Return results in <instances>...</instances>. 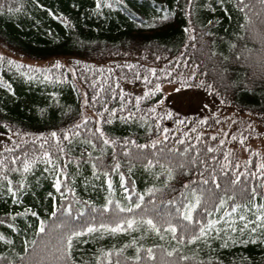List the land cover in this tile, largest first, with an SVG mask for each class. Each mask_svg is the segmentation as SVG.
Wrapping results in <instances>:
<instances>
[{
  "label": "trees",
  "instance_id": "obj_1",
  "mask_svg": "<svg viewBox=\"0 0 264 264\" xmlns=\"http://www.w3.org/2000/svg\"><path fill=\"white\" fill-rule=\"evenodd\" d=\"M0 46L16 56L0 54V264H264V154L160 112L172 83L264 125L260 0H0ZM61 58L71 70L23 61ZM59 223L81 232L66 261Z\"/></svg>",
  "mask_w": 264,
  "mask_h": 264
},
{
  "label": "rangeland",
  "instance_id": "obj_2",
  "mask_svg": "<svg viewBox=\"0 0 264 264\" xmlns=\"http://www.w3.org/2000/svg\"><path fill=\"white\" fill-rule=\"evenodd\" d=\"M0 54H7L16 57L9 50L0 46ZM29 64L37 67H66L72 69L73 60L61 58L58 60H47L45 62H33L23 59ZM96 65L107 66L109 61L96 62ZM125 88L137 95H145L143 87L134 84H125ZM164 100L160 106V112L170 114L175 112L182 116L181 121L190 122L194 116L198 117V123L208 118L215 119L214 125L207 133L213 138L212 142L227 144V147L234 152H241L240 156H248L249 148L259 150L264 154V125L250 114L222 104L217 98L208 95L201 89L182 88L177 84L165 83L160 86ZM85 107L86 102L83 100ZM83 104V106H84ZM88 116L95 117L88 108L83 111V120ZM171 128L170 126L167 127ZM212 129V130H211ZM206 132V131H205ZM14 135L0 133V149L10 145ZM264 206V205H263Z\"/></svg>",
  "mask_w": 264,
  "mask_h": 264
},
{
  "label": "snow or ice",
  "instance_id": "obj_3",
  "mask_svg": "<svg viewBox=\"0 0 264 264\" xmlns=\"http://www.w3.org/2000/svg\"><path fill=\"white\" fill-rule=\"evenodd\" d=\"M260 2H261V4H264V0H260ZM191 5H192V0H188V6L189 7H191ZM99 6V5H98ZM245 19L247 20L248 19V17L247 16H245ZM241 27H243V26H241ZM185 31H187V29H185ZM234 46V45H233ZM57 66H59V65H57ZM193 75H195V73H193ZM159 88V85H157V89ZM139 99V98H138ZM221 103H223V101H221ZM165 131H167V129H165ZM51 135L52 136H56V133L55 132H53V133H51ZM101 135L103 136V133H101ZM111 141H109V140H107V139H105L104 140V143H110ZM141 147H143V145H141ZM44 155L47 157L48 156V153L47 152H45L44 153ZM149 163H151V161H149ZM25 168L27 169L28 168V162L26 161L25 162ZM93 168H95V164L93 165ZM171 175H172V170L169 168L168 169V177L169 178H171ZM206 183V182H205ZM56 187H57V189H59V187H60V181H59V179L56 181ZM125 191H127V189H125ZM142 199V198H141ZM174 203V202H173ZM199 203V198L198 197H196L195 198V204H192V205H190L187 209H186V211L185 212H183V213H180L183 217H184V219L185 220H188V221H192V215H191V209L193 208V207H195L196 206V204H198ZM221 203H223V200H221ZM107 204L105 205V208H107ZM136 207H139V205H136ZM125 210H128V211H130V209H121V211H125ZM33 215H35V213H33ZM239 219L240 220H245V217H243V216H241V217H239ZM260 218L259 217H257V220H259ZM3 221H0V223H2ZM145 222L152 228V229H154V230H156V231H159V229L157 228V226H156V224L151 220V219H145ZM121 223H124V221H121ZM126 223L128 224V226L129 227H131L132 225H133V223H134V221L133 220H131V219H129L128 221H126ZM213 223V221H209V225H211ZM248 223H251V222H246L245 223V225H244V227H247L248 226ZM258 226H261V227H264V225H258ZM55 227L56 228H65L66 230H65V232L64 233H62V234H60L58 237H57V243H58V247H57V251L60 253V256H58L56 259H57V261H61V260H64V261H66L68 258H70V256H71V248H72V242H73V238L74 237H77V236H79V235H81V232H77V231H75V230H72V229H67V227H66V225H64L63 223H59V224H56L55 225ZM100 227L101 228H109L110 226L109 225H107V224H101L100 225ZM167 227H168V229L173 233V234H175V232H176V227H175V225H173V224H171V223H168V225H167ZM41 232H43L44 231V222L43 221H41V223H40V229H39ZM112 231H116V230H122V229H120V224L118 223L117 225H116V227L115 228H113V229H111ZM253 232L255 231V228H252L251 229ZM84 231H87V232H91V231H94V226L93 225H88V227L86 228V229H84ZM232 231L233 232H235L236 231V229L235 228H232ZM243 231V229H241V232ZM199 233H200V235L201 236H204L205 235V230H204V228L203 227H201L200 229H199ZM173 238H175V235L173 236ZM184 239V237H181V240H183ZM197 239V236L196 235H190L189 236V240L190 241H195ZM241 242H243V241H241ZM34 243V242H33ZM137 251H139V249H137ZM169 256H171L172 255V252H168L167 253ZM152 251H151V249H148V256H149V258H151L152 257ZM140 257L139 256H137L136 257V259L138 260ZM182 260L183 259H187L186 257H180ZM117 264H119V262H117Z\"/></svg>",
  "mask_w": 264,
  "mask_h": 264
}]
</instances>
